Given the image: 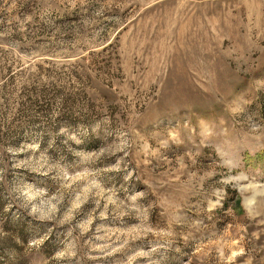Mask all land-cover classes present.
Returning <instances> with one entry per match:
<instances>
[{"label":"rangeland","instance_id":"1","mask_svg":"<svg viewBox=\"0 0 264 264\" xmlns=\"http://www.w3.org/2000/svg\"><path fill=\"white\" fill-rule=\"evenodd\" d=\"M0 264H264V0H0Z\"/></svg>","mask_w":264,"mask_h":264}]
</instances>
